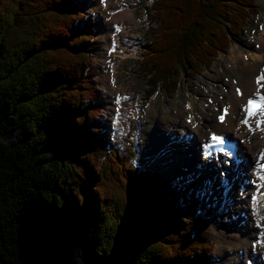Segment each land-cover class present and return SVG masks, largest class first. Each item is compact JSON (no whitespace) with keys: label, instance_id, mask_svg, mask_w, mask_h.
Instances as JSON below:
<instances>
[{"label":"trees","instance_id":"1","mask_svg":"<svg viewBox=\"0 0 264 264\" xmlns=\"http://www.w3.org/2000/svg\"><path fill=\"white\" fill-rule=\"evenodd\" d=\"M79 2L0 0V264H208L197 207L130 146L108 149L87 71L97 23ZM147 12L145 101L211 66L257 9L154 0Z\"/></svg>","mask_w":264,"mask_h":264},{"label":"rangeland","instance_id":"2","mask_svg":"<svg viewBox=\"0 0 264 264\" xmlns=\"http://www.w3.org/2000/svg\"><path fill=\"white\" fill-rule=\"evenodd\" d=\"M153 1L139 0L130 2L128 9L132 14L125 15L122 13V8H119L113 17L115 20L114 25L118 24L121 28L119 32L115 30L114 25L108 23V17L109 15H113V12L117 9V5L112 6V4H109L108 7H103V9L102 6L104 3L102 4L101 0H81V3H79L86 19L94 17L98 23V34L94 38L96 48L87 54L88 59L91 61L89 71L93 74L94 86L101 90L102 102L105 107L101 114L96 117V120L100 127H102L101 129L107 130L110 122L109 119L112 117L111 114H114L113 100L115 99L109 97L107 89L109 73L107 60L110 63L111 55L105 50V43H107L109 36L115 33L114 36L118 40L117 53L113 49L116 56L112 62L116 70L117 88L119 93L126 92L129 97L122 102L123 114H121L120 127L124 130V134L119 136L116 142L112 138H110V141L120 151H125L129 146L135 148L136 152L132 160L137 166L142 169L151 170L153 177L167 178L173 182L178 190H182L184 196L180 197V207L185 208L189 202L193 207H197L200 217V227L208 230V239L210 243H213V250L208 264H229L226 258L231 252L236 253L237 248L225 241H231L230 232L235 231L241 220L245 219L241 214L242 204L238 203L239 206L235 209L228 208V202L226 204L222 198L221 177L218 174H214L215 170L213 169V165L209 171L210 177L204 178L201 181L194 180L191 177L193 175L192 169H195L196 163H190L185 170L176 165V163H179L178 160L182 158L187 159V156H192L191 150L189 151L190 145L183 139L186 134L179 131H175L173 135H170L167 131L159 134L160 138L168 143L166 150L160 152L163 157L161 162L155 159L152 154L147 153V147L152 142L150 138L152 136L151 132L160 124L163 108L173 106L171 105V101H176V106L179 104L187 106L192 102L199 105L205 102V100L211 102L209 97L216 95L217 101L212 103V105H215L211 109L212 111H210V114L213 113L214 115H218L217 113H219L215 108H221L224 104H231L228 93L223 91H225V80L230 81L236 75L232 66L225 59L229 55L232 49L231 47L235 46L237 47L236 49H240L244 53L246 52L247 55L255 53L256 49L258 50V47H260L261 43L258 38L262 34L264 27V0H255L254 4L256 5L257 14L252 16L248 26L244 28L239 36L235 37L229 48L218 53V56L211 66L205 68L193 78L186 75L180 87L175 92L166 93L159 89L149 101L145 102L144 91L148 85L140 69V61L142 60L141 53L146 49L145 33L149 28L147 9ZM105 33L108 36L107 39ZM125 55L127 57L124 58ZM155 99V109L150 110L152 107L151 103ZM135 111H137V115L133 114ZM104 115L108 116L106 120L103 119ZM137 120L140 122L139 125H137ZM177 128L184 130L180 127ZM180 144L188 148V150L179 146ZM240 144L243 147L241 140ZM259 145L262 144L259 143ZM198 149H200V144L198 145ZM153 158L155 159L154 161ZM243 162L244 166L249 169L250 164L245 165L246 162ZM181 171L188 174V176L179 175ZM235 185L232 189L233 198L243 196L244 191L240 188L241 183L237 185L236 181ZM238 204L236 203V205ZM252 222L253 220L248 218L244 224L246 226L247 224L248 226H252ZM250 247L248 245L249 249ZM242 249L244 253L245 249ZM239 260L233 264H247L244 255Z\"/></svg>","mask_w":264,"mask_h":264},{"label":"bare ground","instance_id":"3","mask_svg":"<svg viewBox=\"0 0 264 264\" xmlns=\"http://www.w3.org/2000/svg\"><path fill=\"white\" fill-rule=\"evenodd\" d=\"M102 8L108 7L109 4L117 5V9L113 12V15H109L108 23L111 25L115 24L114 15L122 8L123 14H132L128 9L130 2H136L139 0H101ZM110 7V6H109ZM103 8V9H104ZM102 9V10H103ZM113 9V8H112ZM111 9V12H112ZM108 10V9H107ZM104 11V10H103ZM110 14V12H109ZM115 30L118 32L121 30L118 24L114 25ZM115 34V33H114ZM111 34L108 38L105 33L107 43H105V50L110 53L111 60L110 63L113 64L117 53V37ZM259 41L261 43L258 50L256 49L255 53L246 54L237 47H231L229 55L226 57V61L232 66V69L235 73V78L232 80H225V91L229 95L230 99V114L226 117L225 122L220 121V115L223 112V107L215 108L219 113L218 115L210 114L211 109L214 108V103L217 101V96H210V101L205 100V102L197 105L195 102L189 103L187 106L179 104L176 106V101H171V107L167 106L162 110V118L159 126H156L154 131H152V136H150L152 142L147 147V153L152 154L155 159L159 162L163 160L160 152H164L168 146V143L160 138L159 134L165 131L169 132L170 135H173L175 131L186 134L183 137L184 141L190 145L189 151L191 150L192 156H187V159L182 158L178 160L176 165L182 169L188 168L190 163H196V167L193 170V175L191 176L194 180L201 181L204 178L210 177V169L213 165L214 174L224 176L225 171L229 172L228 169L234 164H228L226 159L221 158L220 160L209 163L202 155V149H198L199 144H204L205 141L212 135L216 133H231L234 137L241 140L243 144V150H241L242 155L246 158V165H249V169L246 166H242L241 169L237 170L235 173L231 172V179L236 186V181L241 180L243 182V187L245 188L244 195L238 198H233L232 188L230 192V199H228V208L235 209L239 206L238 203L242 204L241 214L243 215V220L239 223L236 230L230 232L229 242L233 247L237 248L236 253H230L226 258L229 264L236 263L240 261V257L244 255L246 257L247 264H264V242H261V239H264V196H261L260 193L256 194V184L260 182L255 180L254 171L257 170V154L258 150L261 147H264V130L260 133L247 131L243 128L242 124L238 120L240 114H244L245 102L248 97L252 96H264V83H257L258 77L264 75V27L263 32L259 36ZM116 50L114 53L113 51ZM225 56V55H224ZM127 57L126 55L124 58ZM109 64V73L107 78L108 92L109 97L116 98L119 94L123 95V100L128 96L126 92L119 93L117 88V76L115 68L111 67ZM224 81V80H223ZM224 89V88H223ZM239 90V92L237 91ZM155 101H152V107L150 110H154ZM210 103V104H209ZM209 104V105H208ZM114 114L121 112V107L116 105L113 108ZM215 112V110H214ZM106 114V113H105ZM137 115V111L133 113ZM180 127L184 130L178 129ZM115 128V127H114ZM118 131H121V134H124V130L117 128ZM262 144V145H259ZM259 147L257 148V146ZM183 147L181 144L179 145ZM188 150V148L183 147ZM153 158V161L155 160ZM192 166V165H191ZM179 175L188 176L183 171L179 172ZM232 201V202H231ZM236 203L238 205H236ZM227 204V203H226ZM250 218L253 220L252 226L244 224L246 220ZM261 223V228H257V224ZM250 224V223H249ZM250 245V249L248 248ZM245 252L243 253V249ZM240 253V254H239Z\"/></svg>","mask_w":264,"mask_h":264},{"label":"snow or ice","instance_id":"4","mask_svg":"<svg viewBox=\"0 0 264 264\" xmlns=\"http://www.w3.org/2000/svg\"><path fill=\"white\" fill-rule=\"evenodd\" d=\"M261 80H264V76H261L258 78L257 83L259 84ZM239 92V90H237ZM258 109H264V96L261 97V103H256L255 101H253L252 99H249L248 101V115L249 116H253L255 115L256 111ZM221 120H223V117H220ZM244 123H247V121H244ZM260 123L261 122H257V127H260ZM213 141L215 142H219V143H223V141L216 136H213ZM264 158V157H262ZM262 179H264V177H262Z\"/></svg>","mask_w":264,"mask_h":264}]
</instances>
